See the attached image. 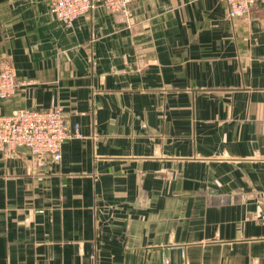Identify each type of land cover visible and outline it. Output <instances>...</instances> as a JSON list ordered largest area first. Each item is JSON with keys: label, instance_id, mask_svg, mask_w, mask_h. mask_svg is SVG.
Listing matches in <instances>:
<instances>
[{"label": "crops", "instance_id": "obj_1", "mask_svg": "<svg viewBox=\"0 0 264 264\" xmlns=\"http://www.w3.org/2000/svg\"><path fill=\"white\" fill-rule=\"evenodd\" d=\"M0 113L59 103L82 136L0 151V264H264V0L0 3Z\"/></svg>", "mask_w": 264, "mask_h": 264}, {"label": "built area", "instance_id": "obj_2", "mask_svg": "<svg viewBox=\"0 0 264 264\" xmlns=\"http://www.w3.org/2000/svg\"><path fill=\"white\" fill-rule=\"evenodd\" d=\"M131 1L50 0V10L57 19L70 26L76 18L98 5L127 14ZM256 1L226 0L229 16H246ZM19 84L15 69L0 62V100L12 97ZM82 135L80 125L70 123L59 103L53 102L46 108L21 107L11 113H0V151L10 154L26 148L40 167L61 161L64 142ZM164 262L169 264L166 258Z\"/></svg>", "mask_w": 264, "mask_h": 264}, {"label": "water", "instance_id": "obj_3", "mask_svg": "<svg viewBox=\"0 0 264 264\" xmlns=\"http://www.w3.org/2000/svg\"><path fill=\"white\" fill-rule=\"evenodd\" d=\"M3 1H5V0H0V3L3 2Z\"/></svg>", "mask_w": 264, "mask_h": 264}]
</instances>
